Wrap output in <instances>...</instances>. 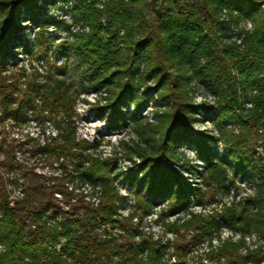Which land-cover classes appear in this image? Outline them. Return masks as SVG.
<instances>
[{"label": "trees", "instance_id": "obj_1", "mask_svg": "<svg viewBox=\"0 0 264 264\" xmlns=\"http://www.w3.org/2000/svg\"><path fill=\"white\" fill-rule=\"evenodd\" d=\"M22 11L33 28L24 39ZM50 26L66 37H50ZM0 55V264H192L190 252L204 242L210 264H264V0H0ZM39 60L45 74L33 66ZM56 73L100 94L99 116L134 136L122 142L129 169L118 167L116 152L102 158L78 139L76 80ZM196 88L211 103H198ZM150 99L153 120L141 112ZM29 110L51 119L57 134L13 143L6 126L26 123ZM201 114L217 135L195 130ZM183 143L196 146L199 181L184 172L191 159ZM18 151L57 163L61 175L38 173ZM239 175H249L253 192L219 204ZM117 181L132 188L127 215ZM68 182L88 186L97 202ZM162 200L158 219L175 235L166 243L140 228ZM206 204L209 213L193 210ZM223 228L238 239L223 238Z\"/></svg>", "mask_w": 264, "mask_h": 264}, {"label": "rangeland", "instance_id": "obj_2", "mask_svg": "<svg viewBox=\"0 0 264 264\" xmlns=\"http://www.w3.org/2000/svg\"><path fill=\"white\" fill-rule=\"evenodd\" d=\"M50 13H54L58 18H64L69 23L72 22L71 14L70 13H64L60 9H58L56 6L49 7L48 9ZM21 21L23 30L20 32V39H24L33 28H31V23L28 21V17L26 15V11L21 12ZM105 21V19L103 20ZM82 26V23L75 26V29H78ZM33 32V31H32ZM48 32L50 37L55 38H63L66 37L67 32L63 29L50 26L48 27ZM58 42V41H57ZM12 52L17 57H20L21 62L20 64H24L25 67L28 69H32L30 67V63L28 62V58L26 55L23 54V51L21 48L12 47ZM51 55V53H50ZM1 57V55H0ZM55 58V57H53ZM59 63H63L62 61H59ZM33 66L42 74H45L46 71V62L43 60L35 61L33 63ZM8 69H12V66L9 65ZM56 77L59 78H65L66 82H70L71 80H76L75 85L73 86V89L77 92V99H76V105H75V117L74 122L76 126L77 131V137L79 140H87L91 144H96L95 147L89 146V150L94 153L95 155L101 156L102 158L110 157L115 155L118 156V167L125 171L129 169L132 166V163L125 158V151L122 146L123 141H130V138H134V136H131L129 134L128 129H111L110 124L107 119L101 118L98 114V111L94 104L98 101V99H101L100 94L96 95L95 93L85 89L81 86V83L78 82L77 77L73 75H64L61 77L60 74H55ZM87 86V85H85ZM143 91L138 94V96L142 95ZM150 95V94H149ZM148 95V98H150ZM195 97L196 101L198 103L201 102H210V97L205 96L202 89H195ZM160 104H162L160 102ZM135 108V105L133 103H127L125 105V110L127 112H133ZM156 108L153 100L150 99L148 104L144 105L141 109L142 115L147 118L148 120H153V109ZM199 121L195 124V130L197 132H202L205 134H216V128L214 125V122L211 117H207L204 115H199ZM7 122L5 121L4 124L7 125ZM9 131V139L13 141V143L22 142L26 140H35L36 143H43L50 139L52 136H55L57 134V127L55 123L49 119V118H41L39 115H37L34 111L29 110L28 111V121L21 125H16L12 128H9L6 126ZM181 148L187 153V156L191 159V165L190 168L186 169L184 172L187 176L191 177L195 181L200 180V174L199 170L203 166L202 161L198 160L196 158V152L195 148L196 146L194 144L189 143H183L181 145ZM213 148L215 151L219 152L220 154L224 153V148L221 143H216L213 145ZM258 152H261L262 147L257 148ZM17 158L20 161H23L25 163L29 162L37 164L35 166L38 173L44 174L46 176H59L61 175L60 169H58V164L54 163L53 165L46 164L45 162H40L38 159L40 157L38 156H30L29 153L18 151ZM69 170L73 171L72 165L69 164ZM66 186L69 189H75L76 193H83L88 194L87 200H91V202H97L96 197L90 196L91 190L88 186L82 185L77 182H68ZM117 187L120 191V193L127 197V200L124 204V207L120 210V213L123 215H127L131 211L134 210V198L132 195V188L125 182L117 181ZM253 184L251 183V180L249 179V175L242 176L239 175L236 178V184L234 187H231V192L229 194H223L218 197L219 204L220 202H226L229 203L232 200H241L246 198L249 194L253 192ZM19 194V191L17 192ZM57 197L60 198V196L57 194ZM61 199V198H60ZM167 206V202L162 200L160 201L153 209V212L141 220L140 228L141 230L146 233L149 236H152L154 240H161L164 243H166L168 240H173L175 238V235L173 233L167 232L166 228L164 227V224L162 221H159L158 216L162 212L163 209H165ZM214 205L209 206L208 204L205 205L204 208L201 207H194L193 210L195 212H205L209 213ZM219 206V205H218ZM177 216V215H176ZM176 216H170L167 221L171 222L174 221ZM180 217H184L185 214L181 213L179 214ZM139 222V219H134V222ZM115 232H118L116 229ZM222 237L223 238H229L233 237L234 239H238V235L233 234L231 231H229L226 228L222 229ZM248 243H257L256 241V234H253V236L249 237L247 239ZM214 244H217V241H213ZM262 244L263 250H264V242L258 243ZM207 243H199L193 247V250L190 252V258L192 264H197L199 259H203V263L210 264L205 259V253L207 250ZM170 264H173V260L170 262Z\"/></svg>", "mask_w": 264, "mask_h": 264}]
</instances>
